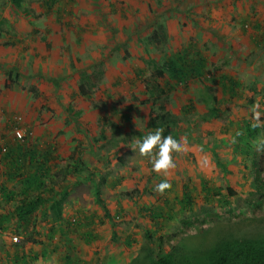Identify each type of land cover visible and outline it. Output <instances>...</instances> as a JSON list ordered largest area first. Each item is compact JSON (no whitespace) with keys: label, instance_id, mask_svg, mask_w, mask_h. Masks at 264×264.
Returning <instances> with one entry per match:
<instances>
[{"label":"rangeland","instance_id":"obj_1","mask_svg":"<svg viewBox=\"0 0 264 264\" xmlns=\"http://www.w3.org/2000/svg\"><path fill=\"white\" fill-rule=\"evenodd\" d=\"M49 2L18 9L0 0V149L26 140L51 150L45 186L57 192L26 214V230L16 214L23 185L6 179L7 158L0 189L15 196L0 195V264H65L68 255L80 264H157L164 255L213 264L223 246L264 243V150L255 146L264 127L252 126L254 111L264 121V0ZM189 47L203 52L213 83L155 77L152 64ZM223 76L238 84L235 95ZM157 116L170 123L162 135L183 144L160 173L133 150ZM53 226L67 234L49 238ZM87 230L97 240L87 243Z\"/></svg>","mask_w":264,"mask_h":264},{"label":"trees","instance_id":"obj_2","mask_svg":"<svg viewBox=\"0 0 264 264\" xmlns=\"http://www.w3.org/2000/svg\"><path fill=\"white\" fill-rule=\"evenodd\" d=\"M12 4L20 9L22 7L24 0H11ZM60 0H50L49 7L51 5L54 6ZM242 24H245V21L242 22ZM247 25V24H246ZM246 31V30H245ZM262 43V42H261ZM260 46V45H258ZM207 58L204 56L203 52L189 47V49H185L182 53H178L176 55H172L168 57L165 62L162 64L160 63H154L152 64L153 68L155 69L156 78L158 79H164L166 78V72L170 75V80L175 81L178 84H188L189 81L194 80H210L211 77H207L206 69H207ZM221 86L225 88L226 90L229 89V92H231L233 95L236 94V88L238 84L230 79L229 77H221ZM215 82V81H214ZM225 82H229V86L226 87ZM213 83V81H212ZM216 83V82H215ZM169 87L173 88L174 85H171V82H169ZM162 94H165V91L161 89ZM90 92L85 89V86L82 85L80 87V94L82 95H88ZM214 93V102L217 101V93L218 89L216 86L213 88ZM194 106V105H193ZM193 106L188 109H193ZM162 116L152 117L150 119V122L148 124L149 129H163V132H167L170 129L169 121L165 120L167 118H161ZM16 140L15 142H17ZM18 147L12 150V148L7 147V153L3 156V159L0 160V170L5 171L6 161L8 160L12 161L13 168L10 164L9 169L10 171L6 173V179H14L19 180L21 185H23V191L21 193V196L24 197L21 202L20 206L18 208V211L16 214L18 215V220L21 225H24L29 229L30 224H32V217L26 218V214H30L31 211H34L36 208H38L40 205H42L46 201H52L51 198L57 195V192L54 193V188L47 189L48 186H45L46 181L50 182L49 180L53 177V174L51 175L50 172L52 171V154L53 152H50L51 150L45 151L44 149H40L39 146H31L29 145L26 140L24 142L18 141ZM45 152V153H44ZM245 152H243L244 154ZM5 158V159H4ZM5 160V162H4ZM23 167H30L33 169L32 173L29 174H23L21 172ZM91 178V179H90ZM88 181H92L94 178L90 177ZM53 180V179H52ZM51 184L56 186V182L51 181ZM202 188L206 189L205 182H202ZM53 192V193H52ZM30 193H38V196L34 198V200H31ZM231 194H234L231 192ZM0 195H5L7 200L13 199V196L15 194L13 192H9L6 187H2L0 189ZM29 196V197H28ZM49 196V197H47ZM186 200L184 201L187 205H192V198L190 194L187 192L185 193ZM54 199V198H52ZM52 209H54L55 214V221L58 225H61V222L63 224L66 223V220L62 217L63 212V203L55 200L54 204L52 205ZM79 216V215H78ZM90 223H93V216L90 219ZM68 226H71V221H69ZM83 225L80 223L81 228ZM58 227L55 228L53 226L49 233V238L53 237L52 235L57 231ZM65 229V228H63ZM58 229L59 231L67 234L66 230ZM26 232V231H24ZM37 234L39 232H36ZM83 238L86 240L87 243H92L94 240H97V236L94 234L93 231L87 230L83 234ZM53 239V238H52ZM37 243V242H35ZM129 245L132 244L131 241L128 242ZM67 259L65 261V264H80L81 261L77 258H70V256H67ZM20 262V261H19ZM157 264H175L172 257L169 256H162ZM213 264H264V243L262 244H244V245H227L223 246L220 249H217L215 256H214V263Z\"/></svg>","mask_w":264,"mask_h":264},{"label":"clouds","instance_id":"obj_3","mask_svg":"<svg viewBox=\"0 0 264 264\" xmlns=\"http://www.w3.org/2000/svg\"><path fill=\"white\" fill-rule=\"evenodd\" d=\"M261 115L262 113L259 111H254L253 127H264V121L260 120ZM162 133L163 129L149 132L142 140L136 141L135 149H133H138L141 155L148 154L150 156L152 170L156 173L162 171L166 172L168 169L174 167L175 161L172 157V153L183 150V144L179 140L174 139L171 134L163 136ZM255 146L257 150H264V138L258 139ZM154 148L156 149L155 152L152 151ZM167 187H169L167 180H161V182L155 186V190L162 193Z\"/></svg>","mask_w":264,"mask_h":264},{"label":"built area","instance_id":"obj_4","mask_svg":"<svg viewBox=\"0 0 264 264\" xmlns=\"http://www.w3.org/2000/svg\"><path fill=\"white\" fill-rule=\"evenodd\" d=\"M17 136L19 137V139L23 140V136L21 135L20 132H16ZM7 148H1L0 149V156H4L7 153Z\"/></svg>","mask_w":264,"mask_h":264},{"label":"crops","instance_id":"obj_5","mask_svg":"<svg viewBox=\"0 0 264 264\" xmlns=\"http://www.w3.org/2000/svg\"><path fill=\"white\" fill-rule=\"evenodd\" d=\"M30 195V194H29Z\"/></svg>","mask_w":264,"mask_h":264}]
</instances>
